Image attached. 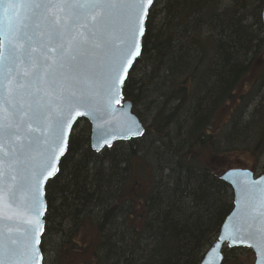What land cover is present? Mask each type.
<instances>
[{
    "label": "trees",
    "instance_id": "16d2710c",
    "mask_svg": "<svg viewBox=\"0 0 264 264\" xmlns=\"http://www.w3.org/2000/svg\"><path fill=\"white\" fill-rule=\"evenodd\" d=\"M263 7L156 0L123 87L145 133L95 152L75 124L46 186L54 264H200L234 207L217 168L247 157L264 174ZM248 251L224 248L223 264Z\"/></svg>",
    "mask_w": 264,
    "mask_h": 264
},
{
    "label": "snow or ice",
    "instance_id": "6c2138e0",
    "mask_svg": "<svg viewBox=\"0 0 264 264\" xmlns=\"http://www.w3.org/2000/svg\"><path fill=\"white\" fill-rule=\"evenodd\" d=\"M152 3L0 0V221L13 225L7 243L0 234V264H39L42 181L57 171L53 161L64 152L72 113L97 119L120 103L121 73L133 50L140 54ZM81 107L89 111H76ZM123 131L125 138L142 134L134 121ZM247 188L259 194L242 193L249 220L229 234L228 246L251 241L264 255V185L251 181Z\"/></svg>",
    "mask_w": 264,
    "mask_h": 264
},
{
    "label": "water",
    "instance_id": "95a60500",
    "mask_svg": "<svg viewBox=\"0 0 264 264\" xmlns=\"http://www.w3.org/2000/svg\"><path fill=\"white\" fill-rule=\"evenodd\" d=\"M155 2L156 0H153L152 5L149 7L148 15H149L150 9L152 8ZM6 3H7V0H5V4ZM5 4H0V15H3ZM147 19H148V16L145 20V32H146ZM262 20L264 24V7L262 11ZM144 35L142 37H138L140 54L136 56L135 49H134L133 56L129 57V59L131 60V66L127 67L126 74L124 72L121 73L123 77V83L119 85L120 96L117 97V99L120 100V103L116 104L115 101H113V105H112L115 111H109L108 114L104 116H100L97 119H93L92 115H76L75 112L72 113V117L74 118L71 119V126L70 128L66 127L65 129L66 143L64 144V152L62 155L58 154L59 155L58 160L53 161V164L55 168L57 169V171L54 176L49 177L45 181H42V184H41V193H42L41 201L44 207L42 208V215H40L39 217H36L40 220L42 224V228H43L42 231H40V229H37V231L40 233L38 236L39 243L36 245L39 251V256H40L39 264H43V261H44L43 252L41 250V242H42V237L45 231V218L44 217H45L46 210H47L46 186H47V183L51 179L56 177L57 174L59 173V166H60L61 160L64 158V156L68 152L69 140H70V136L72 134L75 124L81 119L87 120L89 122L90 124V146L92 150L95 152H101L105 148H110L117 142L129 141L131 139L141 138L145 133V125L133 111L132 102L130 100H123V87L128 79V76L133 66L135 65V63L137 62V60L140 58L142 54ZM263 56H264V49H263ZM76 111L85 113V112H88L89 109L81 107V108H78ZM133 121L142 130V134L134 135L132 133H127V138H125L123 130L126 128L127 125H129ZM105 138L111 141L110 147L108 146V144L105 143ZM219 176L223 181L228 183L232 188L233 195H234V207L232 211L230 212V214L224 220L216 241H214V243L205 252L200 264H223V259H224L223 250L226 247L230 248L228 246L229 243L231 242L228 239L229 234L234 233L235 229L237 228L245 230L247 227L248 220H249L247 216V209L243 206L244 200H243L242 193L244 191H248L250 195L252 196H257L259 194L257 190L247 188V186L250 184L251 181H259L262 185H264V174L257 175L249 167H235V168L226 169L222 172H219ZM238 200H240V203H238ZM32 215L34 216L35 214H32ZM9 227H13V225H9L3 221H0V234H2L4 243H7V236L9 235L8 233ZM221 236H224L225 240L220 242L219 249L216 252H213L212 251L213 247L219 242V238ZM251 243H252L251 241H248L245 244H241L239 243V241H237V243L231 248L241 247V248L250 249L255 255L254 264H257L258 260L260 261V264H264V255H259L254 247L249 246ZM221 256L223 257L222 259L220 258Z\"/></svg>",
    "mask_w": 264,
    "mask_h": 264
},
{
    "label": "rangeland",
    "instance_id": "374dc122",
    "mask_svg": "<svg viewBox=\"0 0 264 264\" xmlns=\"http://www.w3.org/2000/svg\"><path fill=\"white\" fill-rule=\"evenodd\" d=\"M143 112V110H142ZM232 159V158H231ZM239 160H244L245 164L242 166V164H229L226 165L225 168H223V166L221 168H217V170L219 172H222L224 170H226L227 168L229 167H249L251 168L253 171H255V173L258 175V174H261V171L260 169L258 168L257 170L253 168V166L251 165V159L247 158V157H242L241 159ZM231 162V160L229 161ZM49 245H47L46 247V252L44 254V261L43 263L44 264H54L55 263V247H56V241L53 238H49ZM255 262V255L254 253L250 250V252H246L244 253L243 255L239 254V256L237 257L236 260H234L232 262V264H254Z\"/></svg>",
    "mask_w": 264,
    "mask_h": 264
}]
</instances>
